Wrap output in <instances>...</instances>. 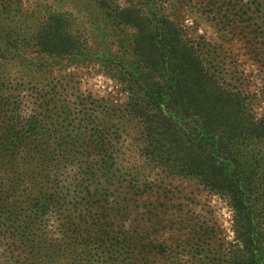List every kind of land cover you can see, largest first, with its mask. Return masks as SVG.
<instances>
[{
  "label": "trees",
  "instance_id": "obj_1",
  "mask_svg": "<svg viewBox=\"0 0 264 264\" xmlns=\"http://www.w3.org/2000/svg\"><path fill=\"white\" fill-rule=\"evenodd\" d=\"M134 1L114 8L107 26L112 36L120 27L133 32L129 63L120 61L113 76L127 93V114L141 124V154L164 173L230 199L235 240L221 243L223 264H264L262 222L247 199L255 189L250 177L264 165L242 149V141L264 137V116L255 118L250 96L226 83L181 21ZM211 1L218 10L233 5L220 16L222 23L259 37L261 26L248 4ZM73 41L51 27L41 54L57 61L74 50ZM19 87L0 86V256L33 264L49 252L52 262L88 264L101 260L104 255L92 253L102 248L114 252L108 264H120L124 254L135 261L149 254L165 258L171 246L195 244L211 232L200 213L169 190L136 182L118 188L127 180L113 174L108 129L88 113L80 133L69 131L76 119L57 84L30 92Z\"/></svg>",
  "mask_w": 264,
  "mask_h": 264
},
{
  "label": "rangeland",
  "instance_id": "obj_2",
  "mask_svg": "<svg viewBox=\"0 0 264 264\" xmlns=\"http://www.w3.org/2000/svg\"><path fill=\"white\" fill-rule=\"evenodd\" d=\"M126 2L0 0V86L7 89L21 86L30 92L57 84L64 108H71L76 119L72 127H68L69 131L75 135L80 133V125L88 113L94 124L108 129L116 159L113 174L127 180L121 177L124 184H117L118 188L136 182L143 189L150 185L158 191L169 190L178 195L183 204L193 206L211 230L200 242L171 246L165 258L149 254L144 260L135 261L126 259L124 254L119 256L120 264H223L226 253L221 243L228 245L235 240L230 199L210 192L195 180L164 173L141 154V124L127 114V93L113 76L120 69V61L125 65L129 63L133 50L128 43L133 32L131 27H120L112 36L107 26L110 21L107 15ZM152 2L134 1L145 11L161 7L172 18L181 21L187 36L196 45H202L204 52L210 54V59L220 67L226 83L250 96L249 105L255 118L264 116V0H233L251 7L253 21L261 26L256 38L243 29L240 31L239 27L236 30L233 23L221 22L220 16L233 9V5L229 9L219 6L218 10L211 6V0H155L156 5ZM51 27L74 40V50L62 54L57 61L41 54L43 48L40 44ZM259 138L242 141L243 155L254 154L255 160L264 165V137ZM250 178L255 189L247 199L251 197L257 221L262 222L259 231L260 238L264 239V168ZM54 222L53 219L49 222L53 232ZM262 242L264 244V240ZM101 249L92 253L104 255L101 260L90 259L88 264H108L107 255L114 252H102ZM4 250L0 245V253H5ZM5 255L0 256V264H18L14 262L16 256L10 259L13 254ZM49 255V252L44 253L42 259H36L33 264L70 262L65 258L52 262Z\"/></svg>",
  "mask_w": 264,
  "mask_h": 264
}]
</instances>
